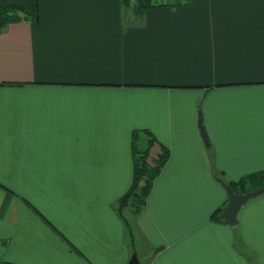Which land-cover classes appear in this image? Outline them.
Wrapping results in <instances>:
<instances>
[{"label":"crops","instance_id":"1","mask_svg":"<svg viewBox=\"0 0 264 264\" xmlns=\"http://www.w3.org/2000/svg\"><path fill=\"white\" fill-rule=\"evenodd\" d=\"M176 1L0 0L38 18L0 31V264H264V193L214 218L264 188V0ZM133 136L169 156L119 216Z\"/></svg>","mask_w":264,"mask_h":264},{"label":"trees","instance_id":"2","mask_svg":"<svg viewBox=\"0 0 264 264\" xmlns=\"http://www.w3.org/2000/svg\"><path fill=\"white\" fill-rule=\"evenodd\" d=\"M140 7L150 8L153 6H158L160 4H155L153 0H137ZM185 0H177L176 5L179 6L183 4ZM18 13L24 14V20H29L33 22H37V15L31 14L21 8L15 6H8L0 9V31H2L7 25L11 23H16L21 19L16 15ZM136 136H133V144H132V160H133V181L130 190L123 195L117 202V212L119 216H121V212L126 209H131L133 214L139 212L144 206L146 197L150 191V188L155 180V178L161 172L163 166L167 162L168 159V151L161 148V153L156 156L155 159L149 161L150 150L152 149L153 140L149 141L147 148L145 150H137L134 146V139ZM153 142V143H152ZM261 174H255L251 176L244 177L237 182H226L227 185L230 186L234 193L244 192L245 185L249 183V181H255L259 178H262ZM218 179V176L216 175ZM219 178H222V174H219ZM255 190V188H254ZM248 191V190H247ZM220 212H217L214 215L215 220L221 221L219 219ZM126 222V220H125ZM222 222V221H221Z\"/></svg>","mask_w":264,"mask_h":264},{"label":"water","instance_id":"3","mask_svg":"<svg viewBox=\"0 0 264 264\" xmlns=\"http://www.w3.org/2000/svg\"><path fill=\"white\" fill-rule=\"evenodd\" d=\"M198 125H199L200 136L203 140V143L206 146H208L209 142L204 132V129L201 126L200 120ZM219 183L225 190L228 201L227 204L223 207L219 218L229 226L236 225L237 223L236 215L244 203H246L249 199L256 197L257 195L264 193V188H260L248 193L235 194L229 185H227L221 180H219ZM128 264H139L137 257L132 256Z\"/></svg>","mask_w":264,"mask_h":264},{"label":"built area","instance_id":"4","mask_svg":"<svg viewBox=\"0 0 264 264\" xmlns=\"http://www.w3.org/2000/svg\"><path fill=\"white\" fill-rule=\"evenodd\" d=\"M128 1H131V0H128ZM161 1H163V0H153V2L155 3V4H159V3H161Z\"/></svg>","mask_w":264,"mask_h":264},{"label":"rangeland","instance_id":"5","mask_svg":"<svg viewBox=\"0 0 264 264\" xmlns=\"http://www.w3.org/2000/svg\"><path fill=\"white\" fill-rule=\"evenodd\" d=\"M136 2H134V4H135ZM127 217H129V215H127Z\"/></svg>","mask_w":264,"mask_h":264}]
</instances>
